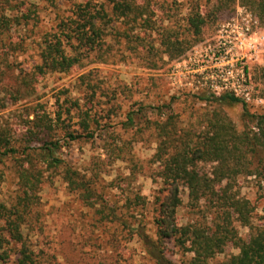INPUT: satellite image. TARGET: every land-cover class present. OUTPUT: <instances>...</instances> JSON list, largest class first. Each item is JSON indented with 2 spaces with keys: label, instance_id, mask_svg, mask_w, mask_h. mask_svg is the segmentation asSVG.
Segmentation results:
<instances>
[{
  "label": "rangeland",
  "instance_id": "1",
  "mask_svg": "<svg viewBox=\"0 0 264 264\" xmlns=\"http://www.w3.org/2000/svg\"><path fill=\"white\" fill-rule=\"evenodd\" d=\"M5 1L8 2L4 7L6 15L27 16L21 19L20 25H12L0 33V128L7 129L19 145L29 127L28 120L33 118L27 108L37 102L14 101L7 92L17 88L16 81L32 72L39 63L38 43L42 36L54 31L61 19L70 16L76 4L89 2L105 9L109 6L107 0ZM129 1L145 8L149 29L136 27L131 32L125 21L115 22L114 29L103 38V60L98 59L96 52H90L67 72L35 75V96H41L40 102L48 112L57 110L67 96L78 98L79 108L88 113L89 129L94 132L92 139L83 137L69 142L57 154L83 175L85 189H69L62 180L61 169L46 170L42 164L45 171L33 193L38 201H33L28 228L24 230L41 264H154L142 252L136 238L130 237L129 230L142 224L151 236L154 232L155 198L159 195L156 176L160 170L153 162L160 140L157 124L168 118L174 124L177 138L193 139V142L208 128V120L214 113L226 117L237 132L243 130L241 103L218 106L202 103L198 98L212 94L207 87L210 80L203 75V66L211 65L209 50L222 36L236 38L244 19H250L257 50L250 54L245 46L239 49L238 41L232 52L237 53L235 58L241 61L234 64L240 67L242 63L251 82L253 94L252 101L246 104L248 111L264 115L260 77L264 67V28L252 11L237 0L226 1L230 13L217 22L207 23L200 39L194 42L186 32V14L194 1L206 11L212 9L215 0ZM2 14L3 6L0 7ZM169 31L177 33L174 35L179 40L188 42L180 58L170 59L162 53L161 36ZM136 36L143 39L140 44L144 46L138 48ZM15 43L21 45L17 50L12 49ZM154 54L157 58L151 57ZM148 60H156L154 69L148 67ZM72 112L70 130L79 134L78 114L75 110ZM212 167L210 163H196L200 173H210ZM20 169L11 157L0 158L1 202L14 204L22 195ZM230 183L229 192L248 201L253 222L260 223L264 216V182L239 174ZM87 191L92 195L85 201L80 196ZM186 193L184 188L180 189L182 204L176 212L177 222L181 225L199 223L205 208H190ZM100 212H112L116 217L110 215L109 220H104ZM234 226L238 236L247 241L249 230L237 222ZM165 253L173 264H186L191 257L172 242L167 244ZM237 254L238 250L227 244L223 253L214 256L209 264H218Z\"/></svg>",
  "mask_w": 264,
  "mask_h": 264
},
{
  "label": "trees",
  "instance_id": "2",
  "mask_svg": "<svg viewBox=\"0 0 264 264\" xmlns=\"http://www.w3.org/2000/svg\"><path fill=\"white\" fill-rule=\"evenodd\" d=\"M209 10L192 2L186 14V32L194 42L201 37L203 27L209 22H217L230 13L228 0H215ZM232 3L235 0H231ZM241 6L247 7L264 28V0H237ZM7 1L0 0L3 14L0 15V33L12 25H20V18L10 17L4 13ZM109 9L104 6L91 5L89 2L76 4L70 16L61 19L55 30L45 33L38 43L39 63L33 71L24 74L19 85L8 95L16 100H26L33 118L28 120V128L23 134L22 144L10 135L9 131L0 128V158H12L19 167L20 185L24 188L14 204L0 201V263L1 264H41L36 252L25 238L24 230L28 228L29 211L34 196L41 181L42 174L47 169L62 171V180L73 191L85 189L83 175L64 162L57 154L69 142L79 138L92 139L94 132L89 129V116L79 108L78 98L67 96L58 109L48 112L41 96H35L33 87L35 75L47 72L63 73L79 65L90 52H96L98 59L103 60V38L113 30V23L122 20L132 32L136 27L149 29V18L145 8L133 4L129 0H107ZM170 32V31H169ZM129 37V31L125 32ZM175 32L161 36L160 46L163 54L170 59L180 58L188 48V42L179 40ZM138 48L143 39L135 37ZM21 45L15 43L12 49ZM148 47H151L148 46ZM137 51V49H136ZM148 56L149 54H145ZM157 58V54L154 57ZM148 67L154 69L156 60H148ZM263 82L264 97V67L260 70ZM94 94L92 91L91 95ZM202 103L214 105H230L241 103L243 106V130L237 132L226 117L214 113L208 120V128L195 142L193 139L177 138L174 124L170 119L159 122L156 151L153 162L159 165L156 179L159 182L155 214L153 216L154 232L152 236L146 232L145 226L137 224L130 229V237H135L142 252L147 254L154 264H173L167 259L165 249L168 243L182 247L191 254L186 264H209L214 256L222 254L227 244L238 250L218 264H264V216L260 223H254L252 210L248 201L231 194V181L239 174L246 177L254 176L264 182V115L251 114L246 103L232 94L223 93L219 96L201 95ZM39 101V102H38ZM77 112L78 125L81 133L70 130L74 118L72 111ZM132 122V118L128 119ZM58 131H62L58 134ZM193 143V145H192ZM33 145H37L32 147ZM206 162L213 165L210 173H200L196 163ZM225 184V185H224ZM184 188L187 204L192 209L205 208L201 220L195 223L181 225L177 222L176 212L181 206L180 189ZM90 191L81 194L85 201L91 197ZM139 196H137V199ZM90 204V202H87ZM103 210V209H102ZM104 211V210H103ZM102 219L109 220L115 214L100 212ZM111 219H113L111 217ZM234 222L249 230V239L243 241L237 233ZM15 249V250H13ZM12 260V262H11Z\"/></svg>",
  "mask_w": 264,
  "mask_h": 264
},
{
  "label": "built area",
  "instance_id": "3",
  "mask_svg": "<svg viewBox=\"0 0 264 264\" xmlns=\"http://www.w3.org/2000/svg\"><path fill=\"white\" fill-rule=\"evenodd\" d=\"M252 35L254 34L251 31L250 19H244L242 26L238 28L236 38L225 39L222 36L217 45L209 50L208 63L211 65L208 67L203 66L205 70L203 75H205L206 80H210L207 87L213 95L219 96L223 93H228L246 104L252 101L253 92L246 68L242 66V63H240V67L235 66L234 63L241 61V58H235L238 54L232 52L239 41V49L245 46L250 54H255L257 41L254 42Z\"/></svg>",
  "mask_w": 264,
  "mask_h": 264
}]
</instances>
